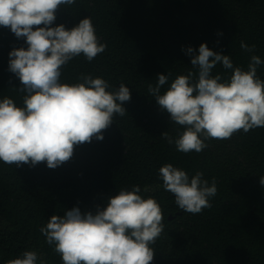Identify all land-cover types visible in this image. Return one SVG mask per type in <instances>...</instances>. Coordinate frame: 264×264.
Returning <instances> with one entry per match:
<instances>
[{
	"label": "trees",
	"instance_id": "trees-1",
	"mask_svg": "<svg viewBox=\"0 0 264 264\" xmlns=\"http://www.w3.org/2000/svg\"><path fill=\"white\" fill-rule=\"evenodd\" d=\"M90 17L106 50L91 62L83 55L62 68V83L81 82V74L102 77L110 91L124 83L131 99L123 105L127 114L114 117L104 139L76 146L72 158L50 169L46 162L20 167L0 161V260L35 250L46 264H62L40 228L52 215L79 207L95 212L109 196L138 185L144 198L153 197L163 211L164 231L152 245V264H264V127L242 130L230 139L206 141L202 152L177 151L161 137H176L183 127L148 93L159 74L177 75L197 69L191 65L188 47L198 53L202 43L229 55L234 67L247 70L251 55L264 61V0H76L61 5L53 27L72 28ZM241 41L255 45L241 49ZM27 47L9 28L0 26V100L12 98L23 106L19 79L9 71V53ZM225 78L231 70L213 69ZM257 75L264 80V63ZM166 163L197 171L217 194L211 208L199 214L182 211L174 195L164 190L159 168ZM39 264V262H38Z\"/></svg>",
	"mask_w": 264,
	"mask_h": 264
},
{
	"label": "clouds",
	"instance_id": "clouds-1",
	"mask_svg": "<svg viewBox=\"0 0 264 264\" xmlns=\"http://www.w3.org/2000/svg\"><path fill=\"white\" fill-rule=\"evenodd\" d=\"M76 0H0V26L9 28L27 47L9 53V71L20 81L17 91L24 93L23 106L12 98L0 100V161L20 167L46 162L55 169L74 155L76 146L103 140V132L114 117L127 114L123 106L131 99L124 83L110 91L102 77L81 74L78 83H62V68L83 55L91 62L107 44L101 42L90 17L72 28L53 27L61 5ZM245 52L255 45L241 41ZM196 72L177 75L159 74L148 93L170 121L183 131L161 137L177 151L200 153L210 139L226 140L234 134L264 127V80L257 68L264 63L251 55L247 70L234 67L229 55L213 51L206 43L198 53L188 47ZM231 70L225 78L213 74L217 65ZM164 190L174 195L175 204L184 212L199 214L211 208L210 198L217 194V181L211 183L197 171L189 177L185 170L166 163L159 168ZM259 183L264 186V176ZM138 185L119 190L108 197L95 212L79 207L52 215L40 232L61 257L62 264H152V245L164 231L163 211L153 197L144 198ZM46 264L35 250H25L6 264Z\"/></svg>",
	"mask_w": 264,
	"mask_h": 264
},
{
	"label": "water",
	"instance_id": "water-1",
	"mask_svg": "<svg viewBox=\"0 0 264 264\" xmlns=\"http://www.w3.org/2000/svg\"><path fill=\"white\" fill-rule=\"evenodd\" d=\"M0 264H3L1 260H0Z\"/></svg>",
	"mask_w": 264,
	"mask_h": 264
}]
</instances>
